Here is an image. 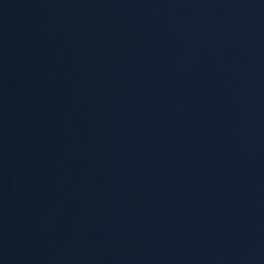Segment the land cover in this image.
<instances>
[{
    "label": "water",
    "instance_id": "obj_1",
    "mask_svg": "<svg viewBox=\"0 0 264 264\" xmlns=\"http://www.w3.org/2000/svg\"><path fill=\"white\" fill-rule=\"evenodd\" d=\"M0 264H264V0H78Z\"/></svg>",
    "mask_w": 264,
    "mask_h": 264
}]
</instances>
